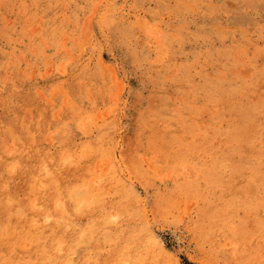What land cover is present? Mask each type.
I'll list each match as a JSON object with an SVG mask.
<instances>
[{"label":"rangeland","instance_id":"374dc122","mask_svg":"<svg viewBox=\"0 0 264 264\" xmlns=\"http://www.w3.org/2000/svg\"><path fill=\"white\" fill-rule=\"evenodd\" d=\"M0 258L264 264V0H0Z\"/></svg>","mask_w":264,"mask_h":264},{"label":"bare ground","instance_id":"6f19581e","mask_svg":"<svg viewBox=\"0 0 264 264\" xmlns=\"http://www.w3.org/2000/svg\"><path fill=\"white\" fill-rule=\"evenodd\" d=\"M58 55V54H57ZM8 57V56H7ZM80 59V58H79ZM31 62V61H30ZM33 62V61H32ZM41 62V61H40ZM132 62V61H131ZM39 64V63H38ZM57 64V63H56ZM56 68V67H55ZM40 69V68H39ZM58 70V69H57ZM87 70V69H86ZM76 72V71H75ZM20 74V73H19ZM63 74V73H62ZM21 76V75H20ZM33 80V79H32ZM24 86V85H23ZM4 96V95H3ZM16 99V98H15ZM17 100V99H16ZM19 102V101H18ZM124 103V102H123ZM19 109V108H18ZM37 110V109H36ZM86 113V112H85ZM19 114V113H18ZM9 115V114H8ZM21 115V114H20ZM203 115V114H202ZM10 116V115H9ZM22 116V115H21ZM45 116V115H44ZM116 119V118H115ZM44 120V119H43ZM249 120V119H248ZM9 121V120H8ZM81 121V120H80ZM143 122V121H142ZM8 123V122H7ZM13 123V122H12ZM50 123V122H49ZM113 123V122H112ZM110 125V124H109ZM22 127V126H21ZM58 127V126H57ZM154 128V127H153ZM152 128V129H153ZM159 128V127H158ZM27 130V129H26ZM108 130V129H107ZM172 131V130H171ZM2 133V132H1ZM67 134V133H66ZM170 134V133H169ZM39 135V134H38ZM156 137V136H155ZM166 139V138H165ZM20 141V140H19ZM21 142V141H20ZM99 142V141H98ZM117 142V141H116ZM30 143V142H29ZM41 143V142H40ZM5 144V143H4ZM3 144V145H4ZM33 144V143H32ZM99 145V144H98ZM72 147V146H71ZM70 147V148H71ZM253 148V147H252ZM53 149V148H52ZM34 153H35V151H34ZM95 154V153H94ZM50 155V154H49ZM48 155V156H49ZM39 159V158H38ZM70 161V160H69ZM51 162V161H50ZM87 163V162H86ZM59 164V163H58ZM67 164V163H66ZM9 165V164H8ZM23 166V165H22ZM7 169V168H6ZM20 169V168H19ZM42 170V169H41ZM55 172V171H54ZM9 173V172H8ZM81 173V172H80ZM253 174V173H252ZM82 175V174H81ZM40 176V175H39ZM11 177V176H10ZM78 180V179H77ZM63 189V188H62ZM55 193V192H54ZM65 193V192H64ZM9 194V193H8ZM56 194V193H55ZM53 198V197H52ZM51 199V198H50ZM2 201V200H1ZM71 201V200H70ZM6 202V201H5ZM7 203V202H6ZM10 204V203H9ZM17 206V205H16ZM61 209V208H60ZM62 210V209H61ZM76 212H78V211H76ZM32 225V224H31ZM52 225V224H51ZM37 227V226H36ZM26 228V227H25ZM36 229V228H35ZM17 230V229H16ZM14 231V230H13ZM56 232V231H55ZM70 232V231H69ZM134 233V232H133ZM62 234H64V233H62ZM70 238H71V236H70ZM73 238V237H72ZM76 238V237H75ZM54 239V238H53ZM63 239V238H62ZM79 241V240H78ZM71 242V241H70ZM139 248V247H138ZM53 250V249H52ZM55 251V250H54ZM1 259V258H0ZM67 264V263H66Z\"/></svg>","mask_w":264,"mask_h":264}]
</instances>
